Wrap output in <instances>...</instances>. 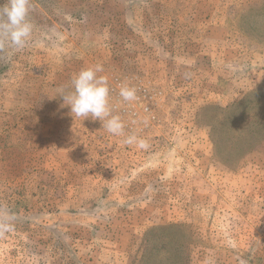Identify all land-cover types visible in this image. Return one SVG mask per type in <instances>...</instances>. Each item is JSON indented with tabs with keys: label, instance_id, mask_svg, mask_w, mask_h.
I'll return each instance as SVG.
<instances>
[{
	"label": "rangeland",
	"instance_id": "374dc122",
	"mask_svg": "<svg viewBox=\"0 0 264 264\" xmlns=\"http://www.w3.org/2000/svg\"><path fill=\"white\" fill-rule=\"evenodd\" d=\"M30 19L0 51V264H264V143L213 142L264 80V0H31ZM97 63L147 149L57 95Z\"/></svg>",
	"mask_w": 264,
	"mask_h": 264
},
{
	"label": "clouds",
	"instance_id": "9594fccd",
	"mask_svg": "<svg viewBox=\"0 0 264 264\" xmlns=\"http://www.w3.org/2000/svg\"><path fill=\"white\" fill-rule=\"evenodd\" d=\"M30 4L31 0H4L0 4V51L8 48L19 52L31 42L34 25L30 19ZM103 71L99 63L81 68L72 76L67 90L62 87L57 95L75 117L99 120L108 133L123 137V143L147 149L146 140L135 134L125 135V123L120 115L114 114L108 77L100 74ZM118 95L124 103L137 100L136 88L126 82L119 86ZM17 219L14 212L0 206V236L13 231Z\"/></svg>",
	"mask_w": 264,
	"mask_h": 264
},
{
	"label": "trees",
	"instance_id": "16d2710c",
	"mask_svg": "<svg viewBox=\"0 0 264 264\" xmlns=\"http://www.w3.org/2000/svg\"><path fill=\"white\" fill-rule=\"evenodd\" d=\"M3 70L0 69V76ZM218 109L220 118H215L218 126L216 133L220 134L213 139L215 146L220 141H232L233 145L239 143L236 150L244 152L250 150L255 140L259 141V146L264 143V80L240 104ZM238 125H241L240 129ZM237 129L238 139L234 141L230 134Z\"/></svg>",
	"mask_w": 264,
	"mask_h": 264
}]
</instances>
